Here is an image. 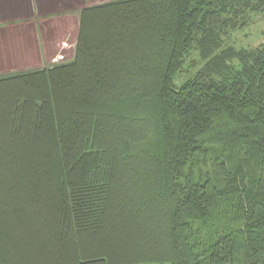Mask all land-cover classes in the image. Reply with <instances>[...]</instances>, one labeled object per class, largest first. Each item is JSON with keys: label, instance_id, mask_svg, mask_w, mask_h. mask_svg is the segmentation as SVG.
Masks as SVG:
<instances>
[{"label": "trees", "instance_id": "obj_1", "mask_svg": "<svg viewBox=\"0 0 264 264\" xmlns=\"http://www.w3.org/2000/svg\"><path fill=\"white\" fill-rule=\"evenodd\" d=\"M260 11L91 4L72 58L0 75V264H264V43H225Z\"/></svg>", "mask_w": 264, "mask_h": 264}, {"label": "crops", "instance_id": "obj_2", "mask_svg": "<svg viewBox=\"0 0 264 264\" xmlns=\"http://www.w3.org/2000/svg\"><path fill=\"white\" fill-rule=\"evenodd\" d=\"M89 5L90 0H0V75L72 58L65 59L73 55L78 11Z\"/></svg>", "mask_w": 264, "mask_h": 264}, {"label": "rangeland", "instance_id": "obj_3", "mask_svg": "<svg viewBox=\"0 0 264 264\" xmlns=\"http://www.w3.org/2000/svg\"><path fill=\"white\" fill-rule=\"evenodd\" d=\"M104 1L110 0H90V3L98 4ZM227 35L228 36L225 37V43H229L237 49H249L260 46L261 43H264V11L251 15L248 25L237 27V29L229 31ZM75 43H73V46ZM72 56V54H69V56L65 57V59H69ZM197 57V50H193L187 57L184 58L185 60L182 65L184 71L180 75L178 74L176 79L178 84L183 81V79L187 76V73H191V71L193 72V67L191 65L196 63L198 60Z\"/></svg>", "mask_w": 264, "mask_h": 264}]
</instances>
